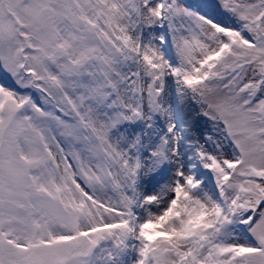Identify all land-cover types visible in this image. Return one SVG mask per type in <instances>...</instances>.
I'll use <instances>...</instances> for the list:
<instances>
[{
  "label": "snow or ice",
  "instance_id": "snow-or-ice-1",
  "mask_svg": "<svg viewBox=\"0 0 264 264\" xmlns=\"http://www.w3.org/2000/svg\"><path fill=\"white\" fill-rule=\"evenodd\" d=\"M0 264H264V0H0Z\"/></svg>",
  "mask_w": 264,
  "mask_h": 264
}]
</instances>
